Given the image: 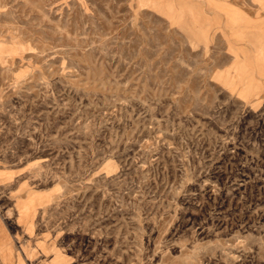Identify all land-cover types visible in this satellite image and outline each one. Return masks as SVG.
<instances>
[{"label":"rangeland","instance_id":"rangeland-1","mask_svg":"<svg viewBox=\"0 0 264 264\" xmlns=\"http://www.w3.org/2000/svg\"><path fill=\"white\" fill-rule=\"evenodd\" d=\"M0 264H264V0H0Z\"/></svg>","mask_w":264,"mask_h":264}]
</instances>
